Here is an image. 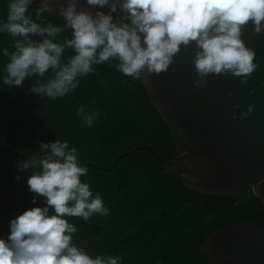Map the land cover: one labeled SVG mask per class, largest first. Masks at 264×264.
Instances as JSON below:
<instances>
[{
	"label": "trees",
	"instance_id": "trees-1",
	"mask_svg": "<svg viewBox=\"0 0 264 264\" xmlns=\"http://www.w3.org/2000/svg\"><path fill=\"white\" fill-rule=\"evenodd\" d=\"M9 0H0V23L6 22ZM41 5L31 3L27 14L33 21L63 28L55 38H71L65 21L49 11L41 17ZM114 21L125 15L117 9ZM34 40L39 36L30 37ZM18 39V38H17ZM14 51L13 38L0 32V99L30 92L41 78H26L22 86L3 83L9 57ZM73 54L67 49L62 63ZM118 61L93 65V73L78 77L79 86L63 97L39 101L0 112V239L7 240L10 221L26 209L44 207V198L29 190L27 172L17 163L42 156L40 144L68 141L77 151L81 166L93 163L109 167L120 153L139 145H151L163 157H172L177 139L167 121L154 105L145 84L118 71ZM100 113L88 127L78 115V108ZM81 177L95 196L100 194L108 208L107 215H93L88 221L65 217L77 228L72 243L92 258L119 257V264H211L200 252L209 235L241 223L264 218V203L247 188L237 198L201 193L185 186L176 175L165 172L146 150L121 157L110 170L86 165ZM19 176L17 180L16 177ZM33 196L36 202L33 203ZM54 214V209H49Z\"/></svg>",
	"mask_w": 264,
	"mask_h": 264
},
{
	"label": "clouds",
	"instance_id": "clouds-1",
	"mask_svg": "<svg viewBox=\"0 0 264 264\" xmlns=\"http://www.w3.org/2000/svg\"><path fill=\"white\" fill-rule=\"evenodd\" d=\"M77 2L67 0L60 7L64 27L72 35L55 42L63 28L33 21L27 14L32 0H9L0 32L13 38L14 51L9 54L3 49L9 57L4 85L22 86L26 78H43L51 71L30 91L55 99L75 90L78 77L93 73L96 64L118 61L110 66L133 79L143 73L159 75L168 70L182 46L193 42L198 49L193 60L197 88L207 83L210 74L230 73L246 83L257 68L255 52L245 44L242 32L249 23L255 33L264 31V0H86L89 7L110 8L108 14L96 11L95 15L88 8L77 10ZM118 8L125 15L117 22L112 13ZM48 11V0H43L36 16ZM67 49L73 54L62 63ZM252 111L249 104L239 118ZM78 115L91 127L100 113L80 106ZM232 119H237L235 111ZM40 152L42 156L18 162L17 167L25 172L36 170L28 175L27 184L31 192L44 198L46 206L26 209L10 221L7 240L0 239V264H119V257L92 258L72 243L77 228L65 217L88 221L95 214H108L100 194L93 196L89 185L81 181L88 169L80 165L76 149L68 141L55 140L42 142Z\"/></svg>",
	"mask_w": 264,
	"mask_h": 264
},
{
	"label": "water",
	"instance_id": "water-1",
	"mask_svg": "<svg viewBox=\"0 0 264 264\" xmlns=\"http://www.w3.org/2000/svg\"><path fill=\"white\" fill-rule=\"evenodd\" d=\"M42 2L32 0L39 5ZM48 3L49 12L65 21L59 9L67 5V0ZM81 7L88 8L93 15L96 11L110 12L107 5L89 7L86 0H78L77 10ZM242 39L254 50L257 65L246 83L230 73L210 74L206 84L195 87L193 60L198 49L194 42L181 47L166 72L142 74L154 105L177 139L174 156L166 158L151 145H139L120 153L109 167L89 162L84 166L110 170L121 157L143 149L163 165L166 173L180 177L190 189L237 198L251 188L264 203V31L255 33L249 23L243 29ZM251 89L255 92L250 94ZM44 98L32 91L2 98L0 112ZM249 104L253 111L240 119V113ZM200 252L211 264H264V218L212 233L202 243Z\"/></svg>",
	"mask_w": 264,
	"mask_h": 264
},
{
	"label": "bare ground",
	"instance_id": "bare-ground-1",
	"mask_svg": "<svg viewBox=\"0 0 264 264\" xmlns=\"http://www.w3.org/2000/svg\"><path fill=\"white\" fill-rule=\"evenodd\" d=\"M52 14V13H51Z\"/></svg>",
	"mask_w": 264,
	"mask_h": 264
}]
</instances>
